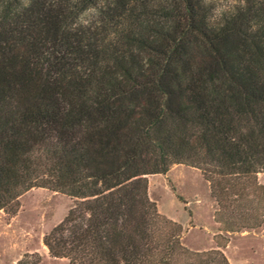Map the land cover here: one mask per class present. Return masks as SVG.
Instances as JSON below:
<instances>
[{
  "label": "trees",
  "instance_id": "trees-1",
  "mask_svg": "<svg viewBox=\"0 0 264 264\" xmlns=\"http://www.w3.org/2000/svg\"><path fill=\"white\" fill-rule=\"evenodd\" d=\"M211 1L0 0V210L32 188L76 199L52 258L229 264L227 239L192 252L149 200L173 164L201 172L225 232L258 226L250 205L221 213L264 173V0L218 19Z\"/></svg>",
  "mask_w": 264,
  "mask_h": 264
},
{
  "label": "rangeland",
  "instance_id": "rangeland-1",
  "mask_svg": "<svg viewBox=\"0 0 264 264\" xmlns=\"http://www.w3.org/2000/svg\"><path fill=\"white\" fill-rule=\"evenodd\" d=\"M211 5L213 17L218 19L238 2L212 0ZM90 14L82 16L81 21ZM146 179L147 195L157 212L182 227L180 242L184 247L192 252L209 251L217 249L216 241L222 243L227 239L226 246L220 250L229 264H264V173L252 177L258 189L252 192L248 201L233 202L227 212L221 213L223 221H227L231 216L238 218L244 212L245 204V207L250 205L255 209V219L250 223L258 226L234 233L225 232L215 221L219 207L198 169L173 164L165 175H147ZM76 202L59 192L32 188L18 198L15 214L0 210V264H17L26 254L38 255V264H71L64 258H52L42 240Z\"/></svg>",
  "mask_w": 264,
  "mask_h": 264
}]
</instances>
